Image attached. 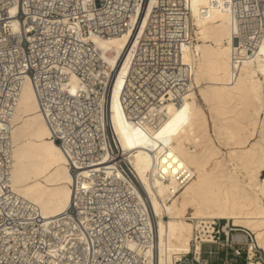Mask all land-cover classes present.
<instances>
[{
    "label": "built area",
    "instance_id": "built-area-1",
    "mask_svg": "<svg viewBox=\"0 0 264 264\" xmlns=\"http://www.w3.org/2000/svg\"><path fill=\"white\" fill-rule=\"evenodd\" d=\"M148 5L146 24L127 50L119 92L134 124L154 123L157 109L180 102L191 86L190 65L181 57L182 46L194 41L191 0H0V264H148L130 246L152 242V233L130 184L136 183L130 154L107 111L115 70L92 40L134 30ZM221 6L229 16L236 64L241 51L251 56L264 40V0H222ZM26 78L71 173L76 179L86 171L89 181L71 185L68 208L52 218L10 187L9 121ZM261 117L264 125V107ZM227 228H221L226 236L235 231ZM212 230L211 241L198 237L200 253L191 250L174 264H209L202 246L217 244ZM240 231L253 242L249 230ZM236 234L205 254L215 264L247 263V244ZM252 249V259L264 264L261 249Z\"/></svg>",
    "mask_w": 264,
    "mask_h": 264
},
{
    "label": "bare ground",
    "instance_id": "bare-ground-1",
    "mask_svg": "<svg viewBox=\"0 0 264 264\" xmlns=\"http://www.w3.org/2000/svg\"><path fill=\"white\" fill-rule=\"evenodd\" d=\"M221 2L191 0L194 41L182 46L181 57L190 65L192 83L180 102L170 100L157 109L154 123L130 122L119 99L127 50L151 5L137 17L134 30L92 37L115 70L107 111L130 154L138 183L130 184L152 233V242L130 246L148 264H174L191 250L200 253L197 239L209 241L212 226L207 224L216 219L227 221L226 233L229 222L252 232L253 242H245L247 264H263L252 259V248H260L264 258V40L251 56L241 51L234 64L235 43ZM9 123L12 191L36 205L44 218L61 214L71 202V185L77 181L85 187L89 181L86 171L76 179L71 173L39 112L29 78L22 82ZM235 237L246 240L238 233Z\"/></svg>",
    "mask_w": 264,
    "mask_h": 264
},
{
    "label": "rangeland",
    "instance_id": "rangeland-1",
    "mask_svg": "<svg viewBox=\"0 0 264 264\" xmlns=\"http://www.w3.org/2000/svg\"><path fill=\"white\" fill-rule=\"evenodd\" d=\"M263 173H264V171H263ZM166 218V217H165ZM215 222V223H214ZM214 222L213 223H208L207 225L210 227V226H212V232H213V235H215L214 237V239L217 241V244H219V243H228V244H230V242H231V233H235V232H237L238 234L239 233H242V231H240L241 229H247V228H245V227H243V226H234L233 224H232V222H229V226L231 227V228H234L235 229V231H230V233L228 234V236H226L225 234H223V232L221 231V228H222V226L223 225H225L226 223H227V221L226 220H224V219H216V220H214ZM209 228H206V230H208ZM228 229V228H227ZM248 230V229H247ZM208 231H211V229H209ZM219 231H221V232H219ZM250 232V231H249ZM204 233V232H203ZM251 234H252V232H250ZM207 234V233H206ZM210 234V233H209ZM242 235V234H241ZM252 236H253V238H254V235L252 234ZM210 238V240H211V237H209ZM208 238V239H209ZM197 240H199V239H197ZM200 241V240H199ZM240 241H242V242H246V240L244 241V240H240ZM216 243H212V242H208L207 244H203V246H202V253H203V258L205 259V260H209V264H215V262L213 261L214 259H212V258H210V257H208L206 254H205V252L206 251H208L209 249H214V247L217 245ZM239 247H240V251H245L246 252V244L245 243H241L240 245H238ZM247 252H248V246H247ZM191 253V252H190ZM189 255V254H188ZM249 259V258H248ZM254 260V259H253ZM254 261H259V259H255ZM248 263V262H247ZM246 263V261H244L243 259H240V261H239V264H247Z\"/></svg>",
    "mask_w": 264,
    "mask_h": 264
}]
</instances>
